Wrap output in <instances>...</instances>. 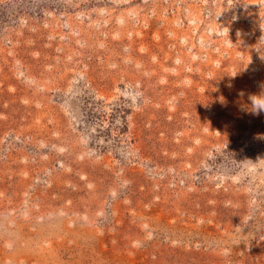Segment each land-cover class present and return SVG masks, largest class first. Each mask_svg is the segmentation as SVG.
I'll return each mask as SVG.
<instances>
[{
    "label": "rangeland",
    "instance_id": "obj_1",
    "mask_svg": "<svg viewBox=\"0 0 264 264\" xmlns=\"http://www.w3.org/2000/svg\"><path fill=\"white\" fill-rule=\"evenodd\" d=\"M264 0H0V264H264Z\"/></svg>",
    "mask_w": 264,
    "mask_h": 264
},
{
    "label": "clouds",
    "instance_id": "obj_2",
    "mask_svg": "<svg viewBox=\"0 0 264 264\" xmlns=\"http://www.w3.org/2000/svg\"><path fill=\"white\" fill-rule=\"evenodd\" d=\"M251 101V111L255 115H259L264 112V91L258 95L250 96Z\"/></svg>",
    "mask_w": 264,
    "mask_h": 264
}]
</instances>
